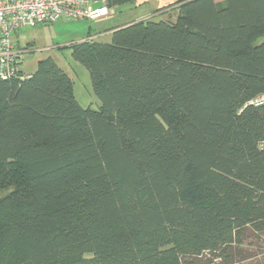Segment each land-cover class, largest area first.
Listing matches in <instances>:
<instances>
[{
    "label": "trees",
    "instance_id": "16d2710c",
    "mask_svg": "<svg viewBox=\"0 0 264 264\" xmlns=\"http://www.w3.org/2000/svg\"><path fill=\"white\" fill-rule=\"evenodd\" d=\"M156 12L70 45L97 109L50 57L0 80V264L260 261L264 0Z\"/></svg>",
    "mask_w": 264,
    "mask_h": 264
},
{
    "label": "rangeland",
    "instance_id": "374dc122",
    "mask_svg": "<svg viewBox=\"0 0 264 264\" xmlns=\"http://www.w3.org/2000/svg\"><path fill=\"white\" fill-rule=\"evenodd\" d=\"M221 2L222 0H215ZM144 7V6H143ZM140 7L135 9L130 5L120 6L119 9L111 11L106 19L89 20H65L60 19L52 24L21 29L13 36L12 42L21 52L22 63L19 71L22 76L34 73L38 63L48 57L52 58L71 79L76 100L82 108L91 107L97 109L99 102L92 90L88 71L71 57L70 45L80 39L87 38L88 34H95L98 31L104 32L114 25L122 24L137 17H143L153 11V8ZM139 19V18H138ZM163 19L155 16L154 20ZM137 20V19H136ZM264 38L258 41H263ZM101 42H109L110 38L104 35ZM251 255L260 256L258 263H263L264 241L259 242L254 249H249Z\"/></svg>",
    "mask_w": 264,
    "mask_h": 264
},
{
    "label": "built area",
    "instance_id": "2783aa9c",
    "mask_svg": "<svg viewBox=\"0 0 264 264\" xmlns=\"http://www.w3.org/2000/svg\"><path fill=\"white\" fill-rule=\"evenodd\" d=\"M109 14L104 0H0V80L19 76L21 52L12 38L25 28L60 19L94 21ZM264 96L251 102L261 104Z\"/></svg>",
    "mask_w": 264,
    "mask_h": 264
},
{
    "label": "crops",
    "instance_id": "0c3cea01",
    "mask_svg": "<svg viewBox=\"0 0 264 264\" xmlns=\"http://www.w3.org/2000/svg\"><path fill=\"white\" fill-rule=\"evenodd\" d=\"M176 0H135L134 1V3H132V4H128V5H130V6H132L134 9H135V11H137V9L138 8H140V7H147V6H149V7H151V8H153V11H151V13H148V15H143V17H137V18H135V19H137V20H140V19H146V18H149V17H151L153 14H155V13H158V12H162V11H158V12H156V10H158V9H160V8H162V7H165V6H168V5H170V4H172L173 2H175ZM143 7V8H144ZM119 9L120 7H115V8H112V9H109V15H110V13H111V11L112 10H114V9ZM155 12V13H154ZM109 15H107L106 17H103V18H101V19H106V18H108L109 17ZM139 18V19H138ZM135 19H133V20H135ZM128 21H131V19L130 20H128ZM127 22V21H126ZM114 26H118V25H114ZM113 26V27H114ZM89 35V37L91 38V39H93V40H100V38H104V35H107V37H109L110 38V35H111V32H106V31H104V32H97V33H95V34H88ZM88 37V38H89ZM84 39H86V38H83V39H80V40H78V41H81V40H84Z\"/></svg>",
    "mask_w": 264,
    "mask_h": 264
}]
</instances>
